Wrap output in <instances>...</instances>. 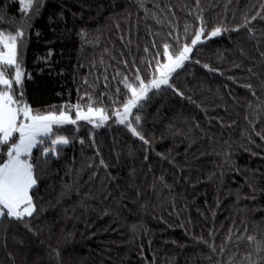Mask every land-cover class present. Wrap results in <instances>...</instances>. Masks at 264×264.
Listing matches in <instances>:
<instances>
[{"label": "trees", "instance_id": "16d2710c", "mask_svg": "<svg viewBox=\"0 0 264 264\" xmlns=\"http://www.w3.org/2000/svg\"><path fill=\"white\" fill-rule=\"evenodd\" d=\"M201 27L222 33L134 110L145 144L112 116L122 81L151 80ZM0 31L24 33L31 108L91 96L110 117L32 150L36 211L0 217V264H264V0H0Z\"/></svg>", "mask_w": 264, "mask_h": 264}, {"label": "snow or ice", "instance_id": "6c2138e0", "mask_svg": "<svg viewBox=\"0 0 264 264\" xmlns=\"http://www.w3.org/2000/svg\"><path fill=\"white\" fill-rule=\"evenodd\" d=\"M20 4L21 11L26 13L32 8L33 0H20ZM221 33L220 27L207 34L201 27L194 33L191 45L184 44L182 47L174 48L170 44H164V62L162 63L160 59L156 60L151 80L145 81L139 72L135 75V81L130 82L128 77H124L122 83L128 95L122 108L112 113L115 122L126 127L132 136L138 137L145 144L149 143L137 129L141 124V117L135 114L134 110L138 112L143 108V102L150 99L148 95L150 91H159L162 86L172 88L170 78L177 69L183 68L191 59L190 53L195 46L203 42L202 37L210 39ZM23 36L22 31L15 35L0 31V46H2L0 47V146L7 147V158L0 162V217L17 221H23L26 216H33L36 211L30 195L37 183L34 166L30 162L32 150L50 140L52 147H45L43 155H58L57 146L66 145L69 140L65 136L56 135L54 126L59 129L65 125H75L78 121H85L99 128L110 119L106 109L95 107L91 96L88 97L87 111L84 110L85 106L76 104L62 106L58 113L34 112L24 99L23 93L25 73L19 58V45L23 43ZM159 55L158 53V57ZM9 71L14 73L10 78L7 75ZM119 92L120 89H117V93ZM66 107L75 111V119L72 118L70 111L65 110ZM15 134H18V139L14 138ZM2 152L3 149L0 147V154Z\"/></svg>", "mask_w": 264, "mask_h": 264}, {"label": "rangeland", "instance_id": "374dc122", "mask_svg": "<svg viewBox=\"0 0 264 264\" xmlns=\"http://www.w3.org/2000/svg\"><path fill=\"white\" fill-rule=\"evenodd\" d=\"M19 2H20V0H19ZM21 5V4H20ZM202 40H203V37H202ZM0 47H2V46H0ZM21 61V60H20ZM164 62V61H163ZM162 62V63H163ZM14 73L12 72V71H9L8 72V76H12ZM9 77V78H10ZM61 108L62 107H60V108H57V109H38V108H32L33 109V111L34 112H37V113H40V114H44V113H47V112H49V111H53V112H59L60 110H61ZM122 108V107H121ZM121 108H119V109H121ZM65 110H68V111H70V114H71V116H72V118L73 119H75V111L74 110H71V109H68V108H65ZM84 110L85 111H87V108H84ZM17 135V139H18V134H16Z\"/></svg>", "mask_w": 264, "mask_h": 264}]
</instances>
